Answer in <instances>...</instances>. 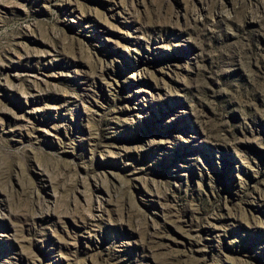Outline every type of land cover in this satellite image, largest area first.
I'll return each instance as SVG.
<instances>
[{
	"label": "rangeland",
	"instance_id": "obj_1",
	"mask_svg": "<svg viewBox=\"0 0 264 264\" xmlns=\"http://www.w3.org/2000/svg\"><path fill=\"white\" fill-rule=\"evenodd\" d=\"M0 264H264V0H0Z\"/></svg>",
	"mask_w": 264,
	"mask_h": 264
}]
</instances>
